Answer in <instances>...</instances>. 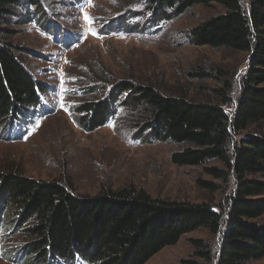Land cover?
Here are the masks:
<instances>
[{"label":"trees","instance_id":"trees-1","mask_svg":"<svg viewBox=\"0 0 264 264\" xmlns=\"http://www.w3.org/2000/svg\"><path fill=\"white\" fill-rule=\"evenodd\" d=\"M41 3L0 0V124L20 109L38 104L45 92V85L34 78L17 46L4 41L8 35L4 26L10 25L13 16L20 17L18 7L25 12L29 7L38 10L43 21L39 25L45 32L52 28ZM156 4L180 14L198 5L216 4L223 9L193 27L189 36L192 45L227 48L249 56L235 103L233 85L222 81L225 73L213 68L189 74L192 80L222 81L209 90L212 100H197L181 90L171 92L148 83L124 82L106 92L105 80L85 87V101L75 111L81 115L82 126L94 130L124 99L121 105L131 116L140 114L141 131L158 142L181 147L171 155L174 165L219 164L205 167L204 172L220 185L228 186L233 180L226 210L224 202L212 206L170 201L130 186H104L93 196L80 195L71 183L6 171L0 173V239L7 240L11 248L1 251L4 259L10 256L15 264H50L79 257L87 264H146L163 248L201 228L218 237L219 246L214 252L203 240H190L198 258L212 264H244L264 258V226L256 222L264 215V181L254 178L264 176V135L257 130L264 122V0H248L247 5L242 0H157L150 7L153 16ZM28 15L37 21V12ZM128 22L130 27L137 24ZM102 29L98 34H124L129 28L121 22L115 29ZM197 186L210 191L220 188L200 179ZM13 231L18 234L16 239L10 238ZM18 240L22 242L19 256L13 258L11 250Z\"/></svg>","mask_w":264,"mask_h":264},{"label":"rangeland","instance_id":"rangeland-1","mask_svg":"<svg viewBox=\"0 0 264 264\" xmlns=\"http://www.w3.org/2000/svg\"><path fill=\"white\" fill-rule=\"evenodd\" d=\"M153 2L157 0H42L48 24L52 25L46 32L40 26L43 21L38 10L29 7L25 12L18 7L20 17L13 16V24L4 26L8 35L3 40L17 46L34 78L45 85V92L40 94L38 104L20 109L0 124V173L18 171L36 180L71 183L80 195L93 196L104 186H130L170 201L212 206L224 202L226 210L233 180L228 186L220 185L204 172L205 167L219 164L174 165L171 155L181 147L158 142L141 131L140 114L133 112L131 116L121 105L124 99L94 130L82 126L81 115L75 111L85 101V87L98 86L105 80L106 92L124 82L148 83L171 92L181 90L197 100H212L209 90L227 80L233 85L231 97L235 103L249 56L227 48L198 47L190 43L189 36L193 27L223 13V9L216 4L198 5L180 14L156 4L153 16ZM242 2L248 4V0ZM31 11L37 12L38 23L31 15L25 17ZM128 19L137 24L130 27ZM121 22L129 28L124 34H98L100 27L112 30ZM213 68L225 73L222 81L192 80L189 76L198 69ZM233 108L235 104L227 108L228 112ZM257 130L264 135V122ZM254 178L264 181V176ZM199 179L220 188L201 189L197 186ZM256 222L264 226V215ZM14 231L10 238L16 239ZM192 239L210 244L214 252L219 246L218 237L201 228L163 248L146 264H212L194 255ZM0 241V264H15L9 261L10 256H1V251L11 247L7 240ZM21 243L18 240L13 244V258L19 256ZM50 264L87 263L75 257L71 262L57 259ZM244 264H264V258Z\"/></svg>","mask_w":264,"mask_h":264}]
</instances>
